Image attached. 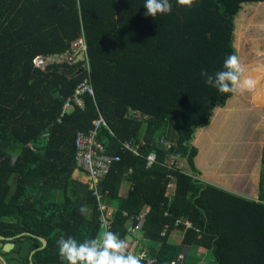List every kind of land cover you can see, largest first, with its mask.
Here are the masks:
<instances>
[{
    "label": "trees",
    "instance_id": "trees-1",
    "mask_svg": "<svg viewBox=\"0 0 264 264\" xmlns=\"http://www.w3.org/2000/svg\"><path fill=\"white\" fill-rule=\"evenodd\" d=\"M170 2L171 13L145 17V0H0V234L32 233L17 238L32 250L47 239L28 264H65L61 235L83 241L100 231L75 140L101 115L98 139L121 159L99 192L115 233L145 253L142 264L181 254L183 264H264V202L256 200H264V0ZM81 38L83 60L35 65ZM231 53L257 81L252 92L220 93L200 76L222 70ZM86 78L95 95L64 112ZM141 140L140 154L122 147ZM151 152L158 160L149 165ZM46 184L62 199L31 190ZM176 231L181 244L171 240Z\"/></svg>",
    "mask_w": 264,
    "mask_h": 264
},
{
    "label": "clouds",
    "instance_id": "clouds-1",
    "mask_svg": "<svg viewBox=\"0 0 264 264\" xmlns=\"http://www.w3.org/2000/svg\"><path fill=\"white\" fill-rule=\"evenodd\" d=\"M176 2L179 6L191 8L195 0H176ZM144 7L145 17H156L157 14H168L172 11L170 0H145ZM200 76L205 84L220 93L243 94L252 92L257 86V81L246 75V69L240 64L235 53L225 58L222 70L215 73L201 70ZM79 211L81 215L86 216L89 210L87 206H81ZM57 245L59 258L65 264H142L144 260L143 253L130 252L127 240L121 239L104 225L95 238L79 241L72 236L61 235Z\"/></svg>",
    "mask_w": 264,
    "mask_h": 264
},
{
    "label": "built area",
    "instance_id": "built-area-1",
    "mask_svg": "<svg viewBox=\"0 0 264 264\" xmlns=\"http://www.w3.org/2000/svg\"><path fill=\"white\" fill-rule=\"evenodd\" d=\"M86 44L84 38H81L79 42L75 43L74 50L62 54H50V55H39L34 59V63L36 66L45 69L49 64L62 62V61H69L70 63H76L79 60H83L86 54ZM95 95L94 87L89 82L88 78L82 81L75 93L69 97L68 101L65 105V111H70L74 104H78L80 107L85 106V99L84 95ZM141 113H139L140 115ZM102 124H106L104 117L101 115L98 119L94 121V129H91L88 132L79 131L76 136V161L78 167L82 168L84 171L90 174L88 184L90 189L93 193L97 196L99 200V221H100V230L102 225L106 226L108 230L115 233L114 229V221H115V213L112 211L111 207L104 202V198L99 192V182L103 180L111 170L115 161H119L121 159L120 155H110L107 153V148L103 142L98 139L99 134V127ZM146 144L145 140H141L139 143H135L133 141H123L122 147L123 149H128L133 151L135 154H140V146ZM149 165H152L154 162L158 160V154L156 152H151L148 155ZM180 161L175 162L172 161L169 165L170 168L175 167L178 165ZM132 171V169H131ZM262 174L264 177V164L262 167ZM257 201L264 202L259 198L256 199ZM143 212L138 218L140 219L139 224L133 228L131 227V231L135 232L138 229H141L144 225L146 219V213ZM127 214V212H125ZM187 225L191 226L189 221L185 222ZM129 244V251L134 254L137 253L136 249L134 248L133 240L125 239ZM144 254V252H141ZM185 256L183 254L180 255L179 260H175L172 264H183V260Z\"/></svg>",
    "mask_w": 264,
    "mask_h": 264
},
{
    "label": "water",
    "instance_id": "water-1",
    "mask_svg": "<svg viewBox=\"0 0 264 264\" xmlns=\"http://www.w3.org/2000/svg\"><path fill=\"white\" fill-rule=\"evenodd\" d=\"M25 235L37 237L36 235L29 232H24L22 234L12 237H7L0 234V247L2 248L3 252L10 254V264H28V261H26L25 258L28 257L29 260L32 261L34 253L37 250L45 248L48 244L46 238L39 237L43 245L38 249L32 250V242L30 240L26 239L22 241H17V238H21Z\"/></svg>",
    "mask_w": 264,
    "mask_h": 264
},
{
    "label": "rangeland",
    "instance_id": "rangeland-1",
    "mask_svg": "<svg viewBox=\"0 0 264 264\" xmlns=\"http://www.w3.org/2000/svg\"><path fill=\"white\" fill-rule=\"evenodd\" d=\"M170 129V127H169ZM171 132V130H169ZM170 134L169 132L167 133V135ZM168 147L171 145L170 142H167ZM84 182L89 181V177H82L81 178ZM54 187V186H53ZM52 186L46 184V186L44 187V189L40 188V185H38L37 187H33L31 188L32 192H34L35 194L41 196V197H51V198H55L57 200H61L62 199V189L60 188H53ZM84 190V189H83ZM167 193L170 195L171 197V201L173 200V191L171 189V187L168 188ZM69 194H72V191L69 192ZM138 234V236H141V231L136 232ZM184 235V231H178L172 238V242L177 243V244H181L182 243V237ZM140 245H137V249H139ZM194 260V259H193ZM0 264H8L7 261L5 260V258L0 254Z\"/></svg>",
    "mask_w": 264,
    "mask_h": 264
},
{
    "label": "crops",
    "instance_id": "crops-1",
    "mask_svg": "<svg viewBox=\"0 0 264 264\" xmlns=\"http://www.w3.org/2000/svg\"><path fill=\"white\" fill-rule=\"evenodd\" d=\"M177 232H178V231H176V232H173V234L175 235ZM174 235H171V238H172Z\"/></svg>",
    "mask_w": 264,
    "mask_h": 264
}]
</instances>
